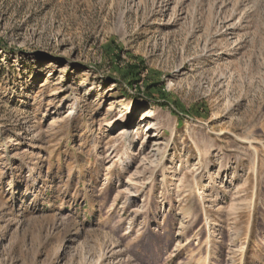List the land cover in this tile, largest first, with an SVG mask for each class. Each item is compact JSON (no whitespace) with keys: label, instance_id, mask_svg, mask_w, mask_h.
Wrapping results in <instances>:
<instances>
[{"label":"rangeland","instance_id":"obj_1","mask_svg":"<svg viewBox=\"0 0 264 264\" xmlns=\"http://www.w3.org/2000/svg\"><path fill=\"white\" fill-rule=\"evenodd\" d=\"M0 264H264V0H0Z\"/></svg>","mask_w":264,"mask_h":264},{"label":"bare ground","instance_id":"obj_2","mask_svg":"<svg viewBox=\"0 0 264 264\" xmlns=\"http://www.w3.org/2000/svg\"><path fill=\"white\" fill-rule=\"evenodd\" d=\"M156 111L151 110H143L139 113L138 116L134 114V112L129 109L126 117L121 121L119 124L115 125L118 128L120 127V134L124 136V138H137L138 136L144 134L146 139L150 141V139L155 138L158 136L156 133L159 129V122L150 120L151 117L156 116ZM149 118V119H148ZM146 124L144 127L145 129L142 130V125ZM135 124V128L132 126ZM155 131V132H154ZM160 142H155L153 145L159 144Z\"/></svg>","mask_w":264,"mask_h":264},{"label":"trees","instance_id":"obj_3","mask_svg":"<svg viewBox=\"0 0 264 264\" xmlns=\"http://www.w3.org/2000/svg\"><path fill=\"white\" fill-rule=\"evenodd\" d=\"M129 77H130V75H129V73H127V74L123 75V78H121V79H123L125 81V80H128ZM163 105H165V104H163Z\"/></svg>","mask_w":264,"mask_h":264}]
</instances>
